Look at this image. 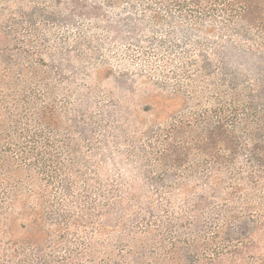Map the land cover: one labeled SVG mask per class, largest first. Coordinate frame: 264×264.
<instances>
[{
  "label": "trees",
  "instance_id": "obj_1",
  "mask_svg": "<svg viewBox=\"0 0 264 264\" xmlns=\"http://www.w3.org/2000/svg\"><path fill=\"white\" fill-rule=\"evenodd\" d=\"M95 79L179 109L144 129ZM144 253L264 264V4L0 0V264Z\"/></svg>",
  "mask_w": 264,
  "mask_h": 264
},
{
  "label": "rangeland",
  "instance_id": "obj_2",
  "mask_svg": "<svg viewBox=\"0 0 264 264\" xmlns=\"http://www.w3.org/2000/svg\"><path fill=\"white\" fill-rule=\"evenodd\" d=\"M252 1L253 3L264 4V0ZM113 80L114 79L99 81L98 79H95V96L96 94H101V91H103L104 93L106 92V94L109 95L107 99L109 111H118L119 107L117 109H114V105L113 107H111V104H118L119 102V105L121 104L122 106L121 111L125 115L124 118H128L129 116L131 120H136V123H138L144 129H147V127L152 124H157L159 121L168 119V117L173 115L174 111H177L179 109L178 105L167 102L164 98L166 95L164 93H161L157 89L150 88L149 92L142 91L140 93L136 92L134 94H125V91L122 90L123 87H125L122 86L123 83L119 84L114 82ZM135 110L139 111V113L136 114L134 112ZM156 116H158L159 118H157ZM127 124L129 123L125 121L123 122L124 126H127ZM120 147L121 152L128 149L127 144H121ZM119 157H121V154ZM139 187H141V185H139ZM94 254L98 256V258L100 257L99 253ZM144 254L148 255L145 260V264H149L150 262L151 264H164L160 259L161 253ZM102 255H104V257H116L117 259L122 258V254L120 253H103Z\"/></svg>",
  "mask_w": 264,
  "mask_h": 264
}]
</instances>
